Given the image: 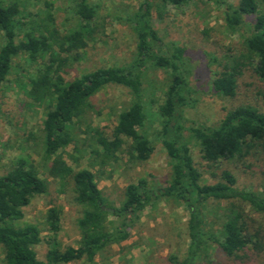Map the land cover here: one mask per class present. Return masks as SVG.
Segmentation results:
<instances>
[{"label":"trees","instance_id":"16d2710c","mask_svg":"<svg viewBox=\"0 0 264 264\" xmlns=\"http://www.w3.org/2000/svg\"><path fill=\"white\" fill-rule=\"evenodd\" d=\"M75 15L81 25L66 35H59L52 26L53 18L47 16L49 26L30 29L17 40L22 23L17 20L20 12L16 3L4 5L0 0V94L11 72L13 61L20 54L30 60L40 59L41 66L29 79L27 97L36 106H46L42 124L44 135L43 160L48 163V174L61 182L71 180L74 200L84 207L77 226L80 241L76 248L63 250L55 236L60 231V210L47 211L46 223L53 236V243L46 254V262L37 259L34 246L42 241L41 230L32 224L19 226L24 218L23 209L35 196L44 194L47 186L34 164L18 159L13 167L0 176V248L3 264H68L81 259L93 262L96 256L111 245L129 239L131 220L153 201L171 199L182 205L189 214L186 223L187 248L182 259L168 258L171 264H212L214 251L218 250L228 264H253L261 262L264 254V230L252 227L249 214L264 216V181L261 192L241 190L236 178L229 171H222L215 184H202L201 174L191 157L184 127L177 113L190 105V65L183 47L172 44L163 50L158 32L152 25V12L163 6L184 7L189 0H144L130 21L136 36V53L128 66L96 69L71 81H66L69 56L88 46L94 29L96 8L86 0H72ZM264 0H239L238 5H225V24L234 33L247 27L245 39L247 55L234 60L230 67L212 81L213 90L225 97H233L237 77L242 69L254 62V72L264 83ZM245 18H252L247 23ZM79 57L76 55L74 58ZM148 68L169 72L170 84L158 112L164 119L159 134L167 156L172 162V177L166 186L156 191L146 187L145 180L129 184L125 201L119 208L109 207L97 186L94 174L88 169L74 172L60 151L74 141L70 126L80 120L90 99L108 85L127 88L134 97L131 105L117 116L110 138L99 136L96 140L98 156L102 163L117 160L126 141H130L128 155L138 162L150 159L151 143L139 133L145 122L141 101L143 74ZM190 134L202 152V158L216 164L222 160L247 156L255 148L264 150V113L251 106H239L227 111L215 127L192 128ZM209 201L224 203V218L216 229L209 228L205 204ZM119 223L110 228L109 217ZM225 262V263H226ZM226 263V264H227ZM254 263V264H257Z\"/></svg>","mask_w":264,"mask_h":264},{"label":"rangeland","instance_id":"374dc122","mask_svg":"<svg viewBox=\"0 0 264 264\" xmlns=\"http://www.w3.org/2000/svg\"><path fill=\"white\" fill-rule=\"evenodd\" d=\"M96 8V18L91 24L92 39L84 50L69 56L66 81H71L96 69L123 67L131 64L136 53V36L131 17L144 0H86ZM4 5L16 3L17 18L22 27L17 31V40L30 29L49 26L47 16L53 18L52 26L59 35H66L77 29L81 22L74 13L72 0H2ZM239 0H189L184 7L163 6L153 10L152 25L161 39L162 49L172 44L186 50L190 65L189 87L193 101L178 111V121L184 127L193 163L201 174L202 184H215L222 171H229L236 178V187L241 190L261 192L264 181V150L255 148L244 157L222 160L216 164L202 158L198 142L192 138L190 129L215 127L227 111L239 106H251L264 113V83L254 72V62L242 69L237 77L233 97L216 93L212 81L234 60L247 55L245 39L247 27L231 33L225 24V5L236 7ZM261 9L264 3L261 2ZM252 18H245L247 23ZM43 31V30H41ZM3 38L0 33V47ZM76 55L79 57L74 58ZM43 61V60H42ZM40 59L32 61L20 54L3 84L0 94V176L6 174L18 159H27L35 165L39 177L45 181L44 194L31 199L23 209L24 218L18 223L36 225L41 230L42 241L34 246L37 259L46 262V254L53 243V236L46 223L47 211L60 210V231L55 236L57 245L78 246L80 231L77 221L82 217L84 207L74 200L73 183L69 179L61 182L48 174V163L43 160L44 135L42 124L47 112L46 106H36L27 97L29 79L41 66ZM170 84L169 72L148 68L142 79L141 101L145 122L139 133L153 146L149 160L138 162L130 158L126 141L117 160L102 163L97 155V138H110L117 116L126 110L134 100L131 92L119 85H108L90 99L88 108L80 120H74L70 131L74 141L60 151L66 163L77 172L90 170L106 204L119 208L125 201V189L139 180L146 181L149 190L156 191L166 186L172 177V162L167 156L159 134L164 119L158 109ZM224 203L209 201L205 204L209 228H218L224 218ZM252 227L264 230V216L250 213ZM188 211L171 199L159 198L148 205L138 218L131 220L130 237L120 244L111 245L99 253L93 262L84 259L68 264H171L170 256L182 259L187 248ZM110 228L119 223L109 217ZM3 253L0 248V264ZM226 262V261H225ZM216 250L212 264H226ZM257 263L253 261V264ZM228 264V263H227ZM264 264V254L261 262Z\"/></svg>","mask_w":264,"mask_h":264}]
</instances>
